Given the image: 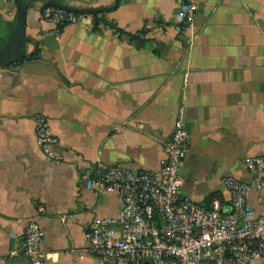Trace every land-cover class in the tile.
<instances>
[{"label": "crops", "instance_id": "1", "mask_svg": "<svg viewBox=\"0 0 264 264\" xmlns=\"http://www.w3.org/2000/svg\"><path fill=\"white\" fill-rule=\"evenodd\" d=\"M42 4L26 0V55L0 65V264H27L10 251L33 217L46 264H103L87 225L122 204L116 192L86 187L84 171L159 170L180 116L190 135L183 195L208 206L230 198L224 177L251 180L243 159L264 153V0H200L186 29L179 0H120L62 25L42 17ZM16 18V0H0V49ZM36 114L59 138L51 157L38 145ZM249 199L264 214V189Z\"/></svg>", "mask_w": 264, "mask_h": 264}, {"label": "built area", "instance_id": "2", "mask_svg": "<svg viewBox=\"0 0 264 264\" xmlns=\"http://www.w3.org/2000/svg\"><path fill=\"white\" fill-rule=\"evenodd\" d=\"M199 1L179 0L176 20L182 28L191 27ZM40 10L45 20L58 25L81 19L76 12L49 4ZM34 121L38 145L53 156L59 138L48 117L36 114ZM189 148L190 135L180 116L164 141L159 170L100 164L84 171L86 187L116 192L122 204L117 215L94 217L87 225L88 249L103 264L264 263V214L249 199L253 190L264 189V153L243 159L251 180L224 177L230 198H213L204 206L181 190L180 171ZM43 242L41 224L30 218L20 247L10 254H24L27 264H46Z\"/></svg>", "mask_w": 264, "mask_h": 264}, {"label": "water", "instance_id": "3", "mask_svg": "<svg viewBox=\"0 0 264 264\" xmlns=\"http://www.w3.org/2000/svg\"><path fill=\"white\" fill-rule=\"evenodd\" d=\"M44 4H49L64 8L76 13H98L105 10L116 8L120 0H115V4L111 7L97 8H81L58 0H41ZM17 2V18L16 25L8 43L0 49V65H9L17 60L22 59L26 55V0H16ZM229 251H227L228 253Z\"/></svg>", "mask_w": 264, "mask_h": 264}]
</instances>
